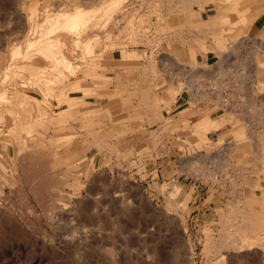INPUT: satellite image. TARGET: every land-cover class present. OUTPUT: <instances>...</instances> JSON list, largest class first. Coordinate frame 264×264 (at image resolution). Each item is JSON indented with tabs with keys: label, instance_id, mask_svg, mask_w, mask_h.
<instances>
[{
	"label": "rangeland",
	"instance_id": "obj_1",
	"mask_svg": "<svg viewBox=\"0 0 264 264\" xmlns=\"http://www.w3.org/2000/svg\"><path fill=\"white\" fill-rule=\"evenodd\" d=\"M115 1L0 0V264H264V31L241 0Z\"/></svg>",
	"mask_w": 264,
	"mask_h": 264
},
{
	"label": "bare ground",
	"instance_id": "obj_2",
	"mask_svg": "<svg viewBox=\"0 0 264 264\" xmlns=\"http://www.w3.org/2000/svg\"><path fill=\"white\" fill-rule=\"evenodd\" d=\"M118 2L119 1L117 0L114 3L108 4L107 6L103 7L102 9L100 8L96 11L98 12V11L102 10L105 13L110 12L111 10L116 8ZM93 12L94 11H84V10L76 9L73 13H71V14H69V15L61 18V19L59 17H52L50 19L48 18L46 20V24L49 25L48 28L51 30V31H49V33L54 32V31L59 30V29L65 31V32L72 31V30L76 29L79 25H82L87 19H89L93 15ZM53 42H54V40H53ZM53 42L49 41V42L43 43L42 46H37L36 52L38 53V55H40L42 58H44L47 61L54 62V61L58 60V62H60V64L65 63L64 58L62 56L60 59H56V57H55V44H56V42L55 43H53ZM38 43L39 42H37V44ZM89 44H90L89 42L85 43V50L88 53L92 52ZM19 53H20L19 50L15 49V50H13L11 55L13 57V56L19 55ZM2 98L3 97L0 96V99H2Z\"/></svg>",
	"mask_w": 264,
	"mask_h": 264
},
{
	"label": "crops",
	"instance_id": "obj_3",
	"mask_svg": "<svg viewBox=\"0 0 264 264\" xmlns=\"http://www.w3.org/2000/svg\"><path fill=\"white\" fill-rule=\"evenodd\" d=\"M239 4L240 6L234 11L235 13H226L227 8L224 9L226 6H222V10H225L223 14H227L230 18L236 21L238 20L237 16L240 14V12H247V16H249V18L252 20L247 29L249 35L253 36L256 34V32L259 33L264 31V0H241ZM211 10H213V8L208 9V7H205L203 13L210 12ZM234 14L236 15L235 17ZM253 38L255 39L254 36L252 39Z\"/></svg>",
	"mask_w": 264,
	"mask_h": 264
},
{
	"label": "built area",
	"instance_id": "obj_4",
	"mask_svg": "<svg viewBox=\"0 0 264 264\" xmlns=\"http://www.w3.org/2000/svg\"><path fill=\"white\" fill-rule=\"evenodd\" d=\"M237 68H238V65H237ZM169 71H170L171 75L173 74L171 78L174 80L175 86L179 89V91L181 90L180 93L185 91L188 94H190L189 100L191 99V100L199 101V99H202L199 90L195 86V84L197 82L203 81L201 77H199V76L192 77L191 76V72L192 71L191 70H186V69H180V70H178L176 72L174 70L173 71L169 70ZM183 74H184V76H188V75H190V76L185 78L183 76ZM207 81L210 82V83L212 82L210 80H207ZM210 87L211 86L206 87L207 91H208L205 94V98L206 99H209L208 94L210 93L209 92V90H210L209 88ZM224 98H225L224 96L221 97V99H224ZM196 101H194V103H196ZM224 109H226V108L223 107V111H224ZM226 111H227V109H226Z\"/></svg>",
	"mask_w": 264,
	"mask_h": 264
}]
</instances>
